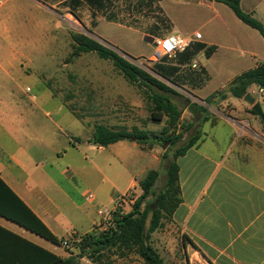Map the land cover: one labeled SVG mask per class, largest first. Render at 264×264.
Segmentation results:
<instances>
[{
  "label": "crops",
  "instance_id": "crops-1",
  "mask_svg": "<svg viewBox=\"0 0 264 264\" xmlns=\"http://www.w3.org/2000/svg\"><path fill=\"white\" fill-rule=\"evenodd\" d=\"M65 1L67 2V0H57L56 4ZM118 1L120 0H113L114 3ZM163 1L160 0L159 4ZM246 1L248 0H241L242 10L254 14L252 0L250 9L244 8ZM200 4L209 8L216 17H220L217 30L220 33L222 31L223 39L233 43L234 46L246 47L251 58L248 69L232 75L231 79L218 90L201 98L194 97L204 102L202 98L208 99L214 93L227 89L237 76L264 62V37L258 30L246 25L239 18L238 21L232 18L223 8L224 4L207 0H200ZM88 6L95 10L91 5ZM103 19L127 26L112 15L107 18L105 16L101 20ZM230 28L238 32L239 40L235 39ZM173 33L189 38L199 34L182 32L172 22V30L164 36ZM91 34L93 36L91 38L109 46L101 37ZM144 34L152 42L154 38L148 36H153L154 33L144 31ZM204 44L212 45V43ZM234 46H229V49L234 50ZM202 51L205 52V49L200 52ZM179 54L168 59H175ZM21 63V59L14 57L0 59V72L2 71L6 76L5 83L0 82V179L58 240L69 238L72 249L82 236L93 232L100 220L98 214L100 209L114 205L115 199L125 192L132 190L138 195L141 192L136 180H132L122 191L115 181L117 179L112 180L107 174V170L113 164L122 165L125 161L128 142L133 143L137 148L139 145L124 140L106 147L99 146L93 141L96 126L103 125L113 130L129 131L140 128L126 127L123 124L124 120H127L125 115L116 117L115 114H111L108 122L98 121L96 97L90 99L83 92H72L69 96L74 99L73 102L65 101L58 110L61 111L66 104L81 107L83 115L78 117L75 115V119L80 123L81 133L77 140L73 143L68 142V146L64 147L60 143L61 136L57 134L59 130L55 129L52 136L54 139L51 140L57 145H52L51 160L53 161L49 162L46 156L49 129L47 123L42 120V115L44 118L48 117V111L42 108L45 107L46 101L38 103L37 106L36 97L32 96L30 100L34 102L28 105L13 89L7 90L6 87L12 79L9 69L21 67ZM191 63H194V60ZM238 64L243 65L245 61L239 60ZM193 65L191 69H196ZM182 69L183 66L179 71ZM205 69L208 71L206 67ZM179 71L173 73L171 78H178ZM159 78L167 84L170 83L162 77ZM185 83L183 81L184 86ZM170 85L182 89L171 83ZM191 88L198 93L205 88V84ZM175 90L179 93L178 89ZM255 90L264 93V90L256 85L249 89V93L253 96ZM230 97L233 96H228L222 104L232 106ZM236 99L239 102L235 107L233 106L229 113L221 115L223 122L216 119L215 122L208 120L200 124L196 134L190 138L198 136L194 141L195 144L176 159L179 167L181 202L175 209L169 226L175 227L181 236L184 251L191 252L193 259L205 264H264V125L260 117L252 112V107L245 104L244 99ZM240 110L244 112L242 115ZM234 112L239 113V117L232 116ZM254 115L259 119H255ZM206 125H209V129ZM153 138L150 135V139ZM141 150L148 156L152 155L153 162L158 159L151 154L152 152ZM89 152L93 153V159L99 157L100 163L90 159ZM0 192L3 197L2 203L8 205L10 201L12 202L9 196H5L7 194L4 190ZM89 195H92V198H89ZM0 227L63 259L70 256L65 251L60 253L59 249L64 250L62 245L52 243L2 216H0ZM25 252L26 248L22 242L0 234V260H2L0 264H14L18 257L25 259Z\"/></svg>",
  "mask_w": 264,
  "mask_h": 264
},
{
  "label": "rangeland",
  "instance_id": "rangeland-1",
  "mask_svg": "<svg viewBox=\"0 0 264 264\" xmlns=\"http://www.w3.org/2000/svg\"><path fill=\"white\" fill-rule=\"evenodd\" d=\"M56 1L0 0V59L14 57L22 60L21 67L9 69L12 79L6 86L7 90L13 89L17 96H21L28 105L34 102L30 100L32 96L36 97L35 105L37 106L38 103L46 101L45 107L42 108L48 111V117L44 118L42 115V120L47 123L49 129L48 148L46 149L49 162L53 161L51 160L52 145L55 142L51 139H54L52 136L55 129L59 130L57 134L61 136L60 143L64 147L68 146V142L73 143L80 136L81 126L75 119V115L76 117L82 116V108L66 104L61 111L58 110L65 101L73 102L74 99L69 95L75 91L87 94L90 99L96 97L97 120L100 122H108L111 114H115L116 117L125 115L127 120H124L123 124L130 129L137 127L147 130L152 137L157 135L168 138L171 136L173 143L166 139L163 143H157L153 138L147 140L144 145L143 150L150 151L158 157L155 163L152 161V155H146L140 146L141 149L128 142L125 161L122 165L115 163L107 170L112 180L117 179L115 181L122 191L132 180L139 183L149 170H157L160 173L154 187V194L157 195L166 187L167 168L174 159L175 151L196 134V130L205 119L211 122L218 119L219 122H223L221 115L229 113L239 102L238 99L230 97L232 106L222 104L226 99L218 101L215 99L214 103L209 105L205 102L207 99L202 98L204 102H201L194 97L201 98L218 90L231 79L232 75L248 69L251 58L247 48L234 46L233 43H228L223 39L222 31L220 33L217 30L220 17H216L209 8L200 4V0H164L162 4H159L160 0H120L116 3L113 0L103 2L93 0L91 6L95 9L94 11L85 0H81V4L69 0L56 4ZM100 4L104 6L101 7ZM222 6L232 18L239 20L228 6L225 4ZM252 6L255 8L252 16L264 26V0H252ZM244 8H251V0L245 2ZM111 15L127 26L101 20ZM227 20L226 18L225 21ZM172 22L182 32L200 34L201 40L192 42L190 48L194 49L201 45L208 48L214 45L216 51L210 58L206 57L204 51L198 53L194 57V63L183 66V69L179 71L178 83L185 81L187 84L181 86L182 89L174 87L178 89L180 95H172V100L178 105L182 115L175 128H169L166 133H163L168 125V119H163L161 122L152 120L149 103L111 61L99 58L96 53L73 56L75 44L73 38L78 34L93 37L91 33H94L112 48L104 44L106 47L154 74L152 71L162 59L155 60L152 57L148 60L155 54V47L146 38L144 31L154 33L153 36L148 37L155 39L168 34L169 30H172ZM230 29L235 39L239 40L238 32L233 28ZM204 43H212V45ZM231 45L235 47L234 50L229 49ZM239 60H244L245 64L239 65ZM193 64L196 65V69H191ZM4 78L6 76L1 71V83H5ZM203 84L205 88L198 93L191 88L192 86L200 87ZM27 88L30 91H27ZM222 92H227V89ZM252 97L260 103L264 113V93L255 90ZM245 104L252 107V104L246 102ZM234 113L232 116L239 117V113ZM243 113L240 110V114ZM254 116L255 119H259L258 116ZM251 123L255 125L253 120ZM206 127L209 129V125ZM179 134L183 137L176 141L175 138ZM166 154H168L167 157H165ZM92 155V152L88 153L90 159L100 163L99 157L93 159ZM141 194L142 191L136 195L139 197ZM151 198L152 196L149 200ZM112 205L107 208L110 209ZM131 207L132 205L127 207L126 212L130 211ZM170 221L169 218L163 219V226L155 231L150 239L152 246L164 262L166 264H205L198 259H193L191 252L184 251L181 236L175 227L169 226ZM59 251L60 253L65 251L68 255L70 253L79 254L75 246L72 249L64 247V250L59 249ZM122 253L124 254L116 251L107 254L108 263L145 264L134 252L126 250ZM105 261L107 262L106 259ZM80 262L90 264L87 258L81 259Z\"/></svg>",
  "mask_w": 264,
  "mask_h": 264
},
{
  "label": "trees",
  "instance_id": "trees-1",
  "mask_svg": "<svg viewBox=\"0 0 264 264\" xmlns=\"http://www.w3.org/2000/svg\"><path fill=\"white\" fill-rule=\"evenodd\" d=\"M69 1H77L78 4H81V0ZM85 1L90 5L93 4V0ZM101 1L103 2L105 0ZM207 1L225 4L233 11L237 18L246 25L258 30L264 37L263 25L250 13L242 10L241 0ZM100 6L103 7L104 5L100 4ZM73 14L75 15L74 12ZM73 40L75 43L73 56H80L83 53H96L99 58L111 61L115 68L123 74L131 85L135 86L142 93L144 99L149 103L152 120L161 122L163 119H168V125L165 127L163 133H166L169 128H175L178 125L182 111L172 100V95L180 94L173 87L158 78L162 77L172 85L178 87L184 86L183 81L182 83H178L177 80L179 77L171 78V75L178 72L180 67L191 64L194 57L201 50L205 49L207 57H210L215 51L214 46L205 48L200 44L202 47L199 46L194 49L187 48L185 52L175 58V62H173L174 59L164 57L156 64L155 70L152 71L157 75L155 77L151 72L135 65L122 55L88 35L78 34L74 36ZM253 85L264 90V62L237 76L228 85L227 92H222L224 90L218 91L205 100V102L212 105L215 99H217L216 101L227 99L228 94L235 98L244 99ZM252 112L256 114L253 109ZM208 120L205 119L204 122ZM260 120L264 125V117L260 118ZM182 137L183 135L179 134L175 139L179 141ZM154 138L157 143H163L165 139L173 143L171 136L162 138L156 135ZM197 138L198 136L190 139L188 143L175 151L174 159L167 168V183L164 191L157 195L154 194V187L160 173L157 170H149L146 176L138 183L142 194L132 204L130 211L122 215L115 214L114 227L108 228L103 232H91L82 236L79 242L75 244V248L79 251L78 255L70 253L68 258L63 259L0 227V234L2 236L19 240L26 248L25 259L18 257L14 264H82L80 260L83 258H87L93 264H109L107 254L119 251L123 255L124 253L122 252L126 250L128 252H134L145 264H166L158 251L152 246L150 239L151 235L163 226V219H171L175 209L181 202L179 167L176 159L190 149L195 144L194 141ZM93 139L95 144L103 147L127 140L136 142L144 149V145L150 139V132L141 129H133L132 131L127 129L113 130L103 125H97ZM1 190H4L5 194H7L5 196H9L12 202L10 201L8 205L2 203L3 197H1L0 192V216L52 243L61 245V240H58L34 212L0 179ZM151 196L152 198L149 200Z\"/></svg>",
  "mask_w": 264,
  "mask_h": 264
},
{
  "label": "built area",
  "instance_id": "built-area-1",
  "mask_svg": "<svg viewBox=\"0 0 264 264\" xmlns=\"http://www.w3.org/2000/svg\"><path fill=\"white\" fill-rule=\"evenodd\" d=\"M201 39L200 34H195L193 38L185 37L179 34H169L162 38L152 39V44L155 47V54L152 56L155 60L162 59L164 57L174 58L177 54L184 52L190 47L191 43L194 41H199ZM194 67L196 65H193ZM27 91H30L27 88ZM92 198V195H89ZM138 196L132 191H128L123 195L118 196L115 199L112 208H102L98 211L99 222L95 226V232H103L108 228L114 227V216L115 214L126 213V208L134 204ZM61 245L65 248L70 249L72 247V242L69 238H64L61 240Z\"/></svg>",
  "mask_w": 264,
  "mask_h": 264
},
{
  "label": "water",
  "instance_id": "water-1",
  "mask_svg": "<svg viewBox=\"0 0 264 264\" xmlns=\"http://www.w3.org/2000/svg\"><path fill=\"white\" fill-rule=\"evenodd\" d=\"M244 100L249 103L252 104V109L253 111L260 117L263 118L264 117V113L262 111L261 105L259 102H256L255 99L252 97V95L250 93H248L245 97Z\"/></svg>",
  "mask_w": 264,
  "mask_h": 264
}]
</instances>
